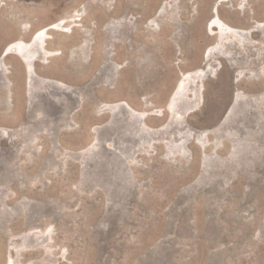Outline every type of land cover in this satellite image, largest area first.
I'll return each mask as SVG.
<instances>
[{
  "label": "rangeland",
  "instance_id": "1",
  "mask_svg": "<svg viewBox=\"0 0 264 264\" xmlns=\"http://www.w3.org/2000/svg\"><path fill=\"white\" fill-rule=\"evenodd\" d=\"M0 264H264V0H0Z\"/></svg>",
  "mask_w": 264,
  "mask_h": 264
},
{
  "label": "crops",
  "instance_id": "2",
  "mask_svg": "<svg viewBox=\"0 0 264 264\" xmlns=\"http://www.w3.org/2000/svg\"><path fill=\"white\" fill-rule=\"evenodd\" d=\"M47 26H49V25H47ZM42 28H44V27H42ZM40 30L36 31L32 36L40 37L42 39V42H41L42 46L43 45H48L49 40L52 38V36L50 34V31L47 30L46 32L41 33V32H39ZM28 31H29V28L24 27V31L23 32L27 33ZM15 42H20L22 44V47L26 48L27 52L32 51V49L30 48V46H32V43H28V42L23 41V40H17V41H13L11 43H15ZM11 43H9V44H11ZM9 44H7L6 46H8Z\"/></svg>",
  "mask_w": 264,
  "mask_h": 264
},
{
  "label": "water",
  "instance_id": "3",
  "mask_svg": "<svg viewBox=\"0 0 264 264\" xmlns=\"http://www.w3.org/2000/svg\"><path fill=\"white\" fill-rule=\"evenodd\" d=\"M205 61H206V60H204L203 63H204ZM218 62L220 63V64H219V67H222L221 61H218ZM225 62H226V61H225ZM203 63H202V64H203ZM226 63L229 64L228 62H226ZM231 106H233V101H232L230 107L227 109V111H226L224 117L227 115V113H228L229 109L231 108ZM224 117H223V118H224Z\"/></svg>",
  "mask_w": 264,
  "mask_h": 264
},
{
  "label": "bare ground",
  "instance_id": "4",
  "mask_svg": "<svg viewBox=\"0 0 264 264\" xmlns=\"http://www.w3.org/2000/svg\"><path fill=\"white\" fill-rule=\"evenodd\" d=\"M1 1H4V0H1Z\"/></svg>",
  "mask_w": 264,
  "mask_h": 264
}]
</instances>
